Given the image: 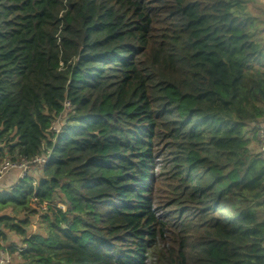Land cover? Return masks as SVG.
I'll return each instance as SVG.
<instances>
[{
	"label": "trees",
	"instance_id": "16d2710c",
	"mask_svg": "<svg viewBox=\"0 0 264 264\" xmlns=\"http://www.w3.org/2000/svg\"><path fill=\"white\" fill-rule=\"evenodd\" d=\"M249 1L0 0V161L50 150L38 178L0 179L19 264H264Z\"/></svg>",
	"mask_w": 264,
	"mask_h": 264
},
{
	"label": "built area",
	"instance_id": "2783aa9c",
	"mask_svg": "<svg viewBox=\"0 0 264 264\" xmlns=\"http://www.w3.org/2000/svg\"><path fill=\"white\" fill-rule=\"evenodd\" d=\"M70 108V105L68 102L64 103V109L68 110ZM64 114L61 113L54 121L49 130L51 132L58 133L61 129V125L63 123ZM255 136H256V143H257V149L256 153L260 155L262 159H264V119L261 120L256 124L255 129ZM49 153L50 150H47V153H43L40 156H37L33 159H25L23 157L16 156V159H13L11 156L9 158H6L5 161H3L2 165L0 166V179L11 169L13 168H23L25 173L22 174V177H32L30 175V171L35 169H42V167L46 164V162L49 159ZM36 184V182H34ZM49 203L44 202L43 204H38L36 201H34L35 207L41 208L42 210H46ZM52 204V203H51ZM22 249L21 246H18L16 248V252L12 254L15 258V254L17 251H20ZM11 253L9 248L4 247L0 243V264H13V259H11Z\"/></svg>",
	"mask_w": 264,
	"mask_h": 264
},
{
	"label": "rangeland",
	"instance_id": "374dc122",
	"mask_svg": "<svg viewBox=\"0 0 264 264\" xmlns=\"http://www.w3.org/2000/svg\"><path fill=\"white\" fill-rule=\"evenodd\" d=\"M248 6H249V11L251 12V14L258 17V19L262 22V29L264 30V0H250L248 3ZM249 134H250V138H252V142H256V137L253 136V132H251ZM252 142H251V145L253 146ZM0 147H4V149L6 151H9L8 147H6L4 143L0 144ZM3 154H4V156H3L4 159L0 161V166L2 165L3 161L6 160V158H9L11 156L10 154L5 155L4 152H3ZM23 171H24L23 168H13V169L9 170L3 176L5 178V181H3L2 183H5V188L8 186H13L22 177V174L25 173ZM39 172H40V169L33 168L29 173L32 177L36 176V178H38ZM53 206L65 209V205L60 200L56 201ZM41 214L42 213L39 212L38 215H36L32 218V224L29 228V233H36V232L40 231V225L41 224H40L39 218H40ZM260 215L262 218V216H264V213H261ZM0 243L2 246L9 248V250L13 251V252H15L16 248L18 246H20V244H21L20 237L16 233H13V232L8 233L7 240H5V241L0 240ZM11 259H13V264H19L20 263V261L16 257L14 258L13 255L11 256Z\"/></svg>",
	"mask_w": 264,
	"mask_h": 264
},
{
	"label": "crops",
	"instance_id": "0c3cea01",
	"mask_svg": "<svg viewBox=\"0 0 264 264\" xmlns=\"http://www.w3.org/2000/svg\"><path fill=\"white\" fill-rule=\"evenodd\" d=\"M253 146L251 145V148H253V150H256L257 148V143L256 142H252Z\"/></svg>",
	"mask_w": 264,
	"mask_h": 264
}]
</instances>
